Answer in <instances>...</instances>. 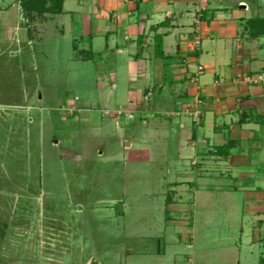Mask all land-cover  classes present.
<instances>
[{
	"label": "rangeland",
	"instance_id": "1",
	"mask_svg": "<svg viewBox=\"0 0 264 264\" xmlns=\"http://www.w3.org/2000/svg\"><path fill=\"white\" fill-rule=\"evenodd\" d=\"M4 1L0 8L11 9L0 11V264H233V253L218 251L237 233L218 226L223 215L204 234V216L166 213L181 169L170 121L160 117L170 133L161 138L147 136L142 118L118 123L121 80L115 92L97 58L67 54L52 23L32 44L2 42L7 26L22 23L17 0Z\"/></svg>",
	"mask_w": 264,
	"mask_h": 264
},
{
	"label": "crops",
	"instance_id": "2",
	"mask_svg": "<svg viewBox=\"0 0 264 264\" xmlns=\"http://www.w3.org/2000/svg\"><path fill=\"white\" fill-rule=\"evenodd\" d=\"M21 3L15 5L22 23L7 26L2 42L32 44L52 23L67 54L97 58L115 92L121 80L117 108L132 104L130 121L144 119L148 137H170L163 117L177 136L181 169L168 186L166 213L204 216V234L220 213L218 226L237 233L218 251L233 253V264H264V84L245 80L264 76L260 0H64L61 13L42 16L23 13ZM130 151L149 158L146 150ZM199 242L212 246L217 239Z\"/></svg>",
	"mask_w": 264,
	"mask_h": 264
},
{
	"label": "trees",
	"instance_id": "3",
	"mask_svg": "<svg viewBox=\"0 0 264 264\" xmlns=\"http://www.w3.org/2000/svg\"><path fill=\"white\" fill-rule=\"evenodd\" d=\"M63 1L64 0H24L21 3V8L24 11V13L27 14L28 16L30 15L42 16L44 14H59L62 12L61 4Z\"/></svg>",
	"mask_w": 264,
	"mask_h": 264
},
{
	"label": "built area",
	"instance_id": "4",
	"mask_svg": "<svg viewBox=\"0 0 264 264\" xmlns=\"http://www.w3.org/2000/svg\"><path fill=\"white\" fill-rule=\"evenodd\" d=\"M201 70V69H200ZM245 80L247 81V82H250V83H252V84H264V76H261V75H258V76H253V77H245ZM149 96H150V94H148L145 98H144V101H147L148 99H149ZM199 103H200V101L198 100V99H196V102H195V106L193 107L192 106V108L193 109H198V105H199ZM130 106H132V104L131 105H129L128 107H125V108H118V110H116L115 112H114V114H115V119H116V121L119 123L121 120H125V119H131V118H133V114L135 113V111L134 110H132V109H130L129 107ZM196 107V108H195ZM129 108V109H128ZM198 112H195V115L196 116H198ZM122 118V119H121ZM194 122H196L195 120H194Z\"/></svg>",
	"mask_w": 264,
	"mask_h": 264
},
{
	"label": "water",
	"instance_id": "5",
	"mask_svg": "<svg viewBox=\"0 0 264 264\" xmlns=\"http://www.w3.org/2000/svg\"><path fill=\"white\" fill-rule=\"evenodd\" d=\"M261 220H264V217H261Z\"/></svg>",
	"mask_w": 264,
	"mask_h": 264
}]
</instances>
